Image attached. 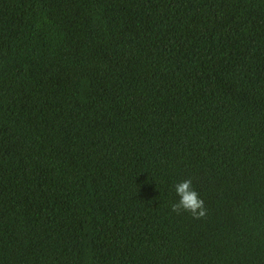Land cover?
<instances>
[{
    "label": "trees",
    "instance_id": "trees-1",
    "mask_svg": "<svg viewBox=\"0 0 264 264\" xmlns=\"http://www.w3.org/2000/svg\"><path fill=\"white\" fill-rule=\"evenodd\" d=\"M0 264H264V0H0Z\"/></svg>",
    "mask_w": 264,
    "mask_h": 264
},
{
    "label": "clouds",
    "instance_id": "clouds-1",
    "mask_svg": "<svg viewBox=\"0 0 264 264\" xmlns=\"http://www.w3.org/2000/svg\"><path fill=\"white\" fill-rule=\"evenodd\" d=\"M178 201L171 205V211L177 215L188 213L194 219L206 216L204 202L194 190L191 179L184 180L174 186Z\"/></svg>",
    "mask_w": 264,
    "mask_h": 264
}]
</instances>
